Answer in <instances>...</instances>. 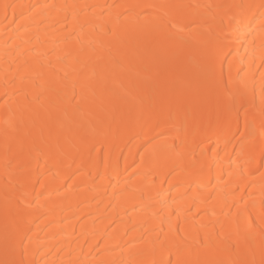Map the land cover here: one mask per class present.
I'll use <instances>...</instances> for the list:
<instances>
[{
  "label": "bare ground",
  "instance_id": "obj_1",
  "mask_svg": "<svg viewBox=\"0 0 264 264\" xmlns=\"http://www.w3.org/2000/svg\"><path fill=\"white\" fill-rule=\"evenodd\" d=\"M264 264V0H0V264Z\"/></svg>",
  "mask_w": 264,
  "mask_h": 264
},
{
  "label": "snow or ice",
  "instance_id": "obj_2",
  "mask_svg": "<svg viewBox=\"0 0 264 264\" xmlns=\"http://www.w3.org/2000/svg\"><path fill=\"white\" fill-rule=\"evenodd\" d=\"M11 264H24V261H19V262H16V261H13V262H11Z\"/></svg>",
  "mask_w": 264,
  "mask_h": 264
}]
</instances>
